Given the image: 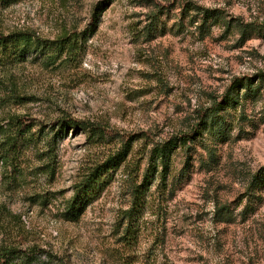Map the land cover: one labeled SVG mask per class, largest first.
Here are the masks:
<instances>
[{
	"label": "rangeland",
	"instance_id": "374dc122",
	"mask_svg": "<svg viewBox=\"0 0 264 264\" xmlns=\"http://www.w3.org/2000/svg\"><path fill=\"white\" fill-rule=\"evenodd\" d=\"M143 1L0 0L3 34L30 30L56 44L78 33L77 49L69 55L63 44L54 62L47 58L54 47L42 52L33 45L0 66V125L16 116L34 123V137L17 140L18 166L0 164V250L23 251L27 264H264V188L255 211L243 216L244 200L237 206L264 166V90L247 97L243 87L245 78L264 70V32L241 38L236 28L264 25V0H153L174 3L161 14ZM98 2L103 9L91 26ZM191 3L217 10L218 19L201 31L189 22L190 11L179 24L181 9ZM155 14L160 23L148 37V16ZM233 81L231 128L227 139L216 141L217 161L206 159L200 143L206 134L196 137L188 153H171L166 187L155 180L145 185L135 206L142 152L188 130L194 111ZM59 117L106 129L91 136L87 128H54L49 176L40 168L35 135H52L51 122ZM130 137L137 138L126 159L103 169L99 184L81 196L76 221L65 219L76 183ZM222 203L235 207L233 222L213 219L215 204Z\"/></svg>",
	"mask_w": 264,
	"mask_h": 264
},
{
	"label": "trees",
	"instance_id": "16d2710c",
	"mask_svg": "<svg viewBox=\"0 0 264 264\" xmlns=\"http://www.w3.org/2000/svg\"><path fill=\"white\" fill-rule=\"evenodd\" d=\"M104 2H98L92 7L90 16L91 26L96 23L98 15L103 9L101 5H103ZM143 2L147 5L153 4L154 7L158 8V14H161L165 8H172L175 6L174 3L162 4L153 0H144ZM190 11H192V15L189 17V22L191 25L197 23V28L201 31L207 28L211 22L213 23L218 19L217 10L203 9L191 3L181 9V20L179 24L182 23L185 17L189 15ZM158 14L148 16L149 24L146 30L148 37L152 36L153 32L156 30L157 24L160 23ZM236 28L238 29L241 38H246L252 33L260 34L261 32H264V25L262 23H239L236 25ZM77 34L78 33L76 32H72L70 35H65V38L62 41L55 44L52 41H47V43L41 41L30 30L20 29L9 34H3L0 32V66L4 64L6 59L17 60L19 57L23 58L25 54L30 51L31 46L33 45H40L42 52L45 49L54 47V54L47 55V58L54 62L57 58V54L60 55L63 52V44H69L66 47V52L69 55L77 49ZM245 80L246 83L243 87H245V95L247 97L249 95V97H251V95L260 96L262 94L261 92L264 90V70L258 71L255 75L245 78ZM235 85L236 82L233 81L230 86L226 88L223 95L212 97V102L209 106L196 109L194 111L196 121L188 130H183L171 135L163 142H156L153 144L151 149L148 151L144 150L142 152L141 158L145 157V168L141 173L140 183L137 184L135 182L133 186V203L135 202V206L141 200L140 195L143 192L145 185L151 184L155 180L156 182L164 184L166 187V183L168 182V179H170L169 164L171 153L177 148H180L188 153L191 149V144L194 143V139L196 137H202L206 134V136H203V138L200 139L201 146L206 153V159L209 161L211 160L210 162L217 161L215 153L216 141L219 137H225L227 139L229 135L228 132L231 128V123L228 119L229 114L227 107L230 105L234 106L231 102L233 96L231 94ZM13 126L14 131L11 130ZM33 126V119L29 118L28 121H25L19 116L9 119L4 125H0V164L5 169L8 167L15 169L18 166L17 140L20 137L24 139L25 135L28 133L34 137L31 131ZM64 126H70L71 129L87 128L91 136L101 135L106 129V127L102 125L88 123L87 121H76V119L71 117H59L51 122L50 128L54 131L52 135L49 136L48 133L35 135L36 144H41V146L36 150L37 159L41 162L40 168L49 176L53 174L55 166L56 131L54 128H59L60 130ZM43 130L44 128H41V130L39 129L38 133L40 131L43 132ZM137 137H140V135ZM137 137H130L128 142H125L116 154L109 157L103 164L93 166L91 171L84 176L81 181L76 183L75 192L63 214L65 219L70 221H76L78 219L80 214L79 204L81 196L86 194L95 185L99 184L103 169L107 170L117 168L121 165L129 153L130 142ZM206 140L207 142H205ZM127 166L128 164H125L124 169L122 170L125 177L130 176V172L126 171ZM137 166H139V164H137ZM134 177L138 180L139 173H136ZM181 177H183V175H179L177 178L171 177V186L174 181L180 179ZM263 188L264 166L254 172L245 185L237 203L238 206L244 200L243 208L239 214L245 216L248 213H252V211H255V209L263 203V196L260 193V190ZM234 209L235 207L232 208L230 203L215 204L213 219L216 222L231 223L234 221ZM127 231L128 228L126 229V232ZM22 253L23 251L13 247L3 248L0 250V264H27L28 261L22 257V255H24Z\"/></svg>",
	"mask_w": 264,
	"mask_h": 264
}]
</instances>
